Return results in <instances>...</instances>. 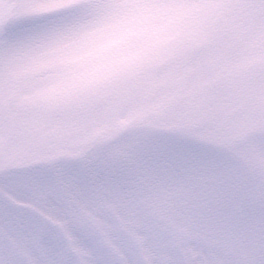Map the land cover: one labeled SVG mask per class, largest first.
Instances as JSON below:
<instances>
[{
  "label": "snow or ice",
  "instance_id": "snow-or-ice-1",
  "mask_svg": "<svg viewBox=\"0 0 264 264\" xmlns=\"http://www.w3.org/2000/svg\"><path fill=\"white\" fill-rule=\"evenodd\" d=\"M0 264H264V0H0Z\"/></svg>",
  "mask_w": 264,
  "mask_h": 264
}]
</instances>
